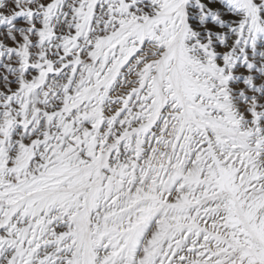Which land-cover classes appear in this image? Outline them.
I'll return each instance as SVG.
<instances>
[{
    "label": "snow or ice",
    "instance_id": "obj_1",
    "mask_svg": "<svg viewBox=\"0 0 264 264\" xmlns=\"http://www.w3.org/2000/svg\"><path fill=\"white\" fill-rule=\"evenodd\" d=\"M0 264H264V0H0Z\"/></svg>",
    "mask_w": 264,
    "mask_h": 264
}]
</instances>
